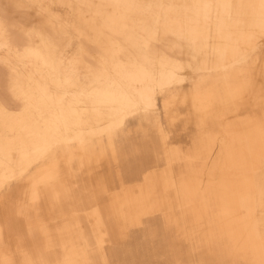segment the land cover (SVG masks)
<instances>
[{
	"label": "bare ground",
	"instance_id": "6f19581e",
	"mask_svg": "<svg viewBox=\"0 0 264 264\" xmlns=\"http://www.w3.org/2000/svg\"><path fill=\"white\" fill-rule=\"evenodd\" d=\"M158 1L164 30L145 38L144 47L163 61L172 56L166 52V44L178 40L200 58L203 70L214 68L219 83L233 86L241 94L249 70L264 62V0ZM17 30L28 45L12 55L29 60L41 72L51 88V104H45V110L35 105L14 76L9 79L8 94L30 104L52 141L29 146L0 131V139L6 143L5 149L0 148V202L4 192L21 185L22 203L35 215V225L39 229L62 226L59 240L44 250L51 258L46 264H90L92 248L101 256L105 247L121 237L119 222L125 215L139 219L155 214L177 237L202 253L224 245L227 255L220 252L226 264H264L263 192L255 178L264 161V100L252 110L223 114L216 138L202 143L193 154L178 157L177 152L165 151L164 168L146 172L132 186L115 191L89 182L91 201L69 215H60L55 196L46 198L44 191L57 178L60 158L80 161L97 152L100 155L104 142H113V133L128 117L143 108L155 111L158 99L148 87L135 97L122 89L109 91L79 81L62 83L52 61V40L41 30ZM6 34L7 27L0 22V37L4 39ZM172 57L176 66L184 54L176 52ZM94 105L104 107L105 112ZM71 138L74 145L69 148ZM218 143L223 151L220 162L214 156ZM175 159L183 163L177 169ZM8 228L0 220V243L9 240L11 245L0 249V264H15L16 255L20 264H38L34 251L21 246Z\"/></svg>",
	"mask_w": 264,
	"mask_h": 264
},
{
	"label": "rangeland",
	"instance_id": "374dc122",
	"mask_svg": "<svg viewBox=\"0 0 264 264\" xmlns=\"http://www.w3.org/2000/svg\"><path fill=\"white\" fill-rule=\"evenodd\" d=\"M160 6L158 0H0V22L7 27L5 38L0 37V131L15 141L21 139L29 146L52 141L30 104L8 94L9 79L14 76L35 105L45 110V104H51V88L41 72L29 60L12 55L28 45L17 27L41 30L52 40V61L62 83L79 81L109 91L122 89L135 97L148 87L157 95V109L143 108L128 117L113 133V142H104L100 155L81 159L82 163L60 158L57 178L44 189L46 198L55 196L60 215H69L91 201L89 182L115 191L132 186L146 172L164 168L165 151L177 152L178 157L193 154L202 143L216 138L223 114L252 110L264 100V62L252 66L242 93L237 94L233 86L217 81L214 68L203 70L200 58L178 40L166 44L169 55L184 54L176 66L172 56L160 61L149 52L144 39L164 30ZM94 107L105 112L100 105ZM73 145L71 138L68 146ZM0 148H6L2 139ZM214 156L218 162L223 157L219 143ZM180 160L175 159L174 169L183 165ZM255 178L264 203V161ZM22 189L13 185L3 193L0 220L7 223L12 238L34 251L38 264H46L51 258L44 250L59 240L62 226L39 229L35 215L22 203ZM97 191L92 192L97 195ZM119 223L121 237L105 247L101 256L92 248L90 264H226L220 252L227 255L224 245L202 253L167 228L159 214L139 219L125 215ZM8 241L0 243V249L11 247ZM15 264H20L17 255Z\"/></svg>",
	"mask_w": 264,
	"mask_h": 264
}]
</instances>
